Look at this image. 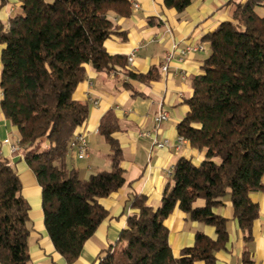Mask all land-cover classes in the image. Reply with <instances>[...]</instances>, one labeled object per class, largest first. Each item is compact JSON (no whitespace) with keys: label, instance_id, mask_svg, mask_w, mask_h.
Returning a JSON list of instances; mask_svg holds the SVG:
<instances>
[{"label":"trees","instance_id":"1","mask_svg":"<svg viewBox=\"0 0 264 264\" xmlns=\"http://www.w3.org/2000/svg\"><path fill=\"white\" fill-rule=\"evenodd\" d=\"M192 0H163L183 12ZM19 12L0 29V111L19 133L18 146L41 188L46 232L67 264L79 256L107 212L98 202L124 185L122 149L112 134L119 129L112 112L99 122L98 133L109 147V170L79 178L66 167L68 143L87 119L86 104L72 94L85 80V66L98 72L124 68L126 58L111 56L105 41L116 33L111 18H127V0H19ZM209 54L201 75L191 82L188 112L177 133L192 149L205 151L198 165L179 158L162 192L159 206L146 197L129 199L133 210L120 231L119 249L98 264H215L216 252L228 241L227 220L215 210L228 200L243 240H251L259 208L250 195L264 191V0H245L232 7L230 20L203 37ZM133 80L158 77L126 71ZM20 181L0 156V264H29L28 211ZM203 200L202 207H194ZM191 221L210 226L215 238L197 231L192 246L172 256L165 219L175 208ZM243 255V264H252Z\"/></svg>","mask_w":264,"mask_h":264},{"label":"crops","instance_id":"2","mask_svg":"<svg viewBox=\"0 0 264 264\" xmlns=\"http://www.w3.org/2000/svg\"><path fill=\"white\" fill-rule=\"evenodd\" d=\"M131 14L119 18L111 14L116 33L104 43L111 56H127L135 51L131 63L124 68L115 67L108 72H98L86 65V78L79 83L72 94L76 102L87 105L86 121L74 133H82L88 143L89 155L78 160L74 152L66 155V167L77 171L82 180L91 174L109 170V147L98 133L102 117L112 112L118 121L119 129L112 134L122 149L121 167L124 170V185L108 197L98 202L106 210V218L99 224L94 234L84 243L78 258L71 264H98V259L107 252L119 249L117 239L126 225L132 195L146 197L147 204L157 208L162 192L168 182V171L179 158L191 160L198 165L205 157V151L192 149L189 143L175 149L177 124L188 112L186 100L192 95L191 82L201 75L203 60L209 54L208 43L203 37L212 33L223 21L230 20L235 3L245 0H192L181 13L164 6L163 0H127ZM19 0H0V29H7L11 17L19 12ZM203 51L187 55L179 63L177 56L168 63L167 71H162L166 53L172 46L179 48L197 45ZM3 46L0 45V56ZM152 68L158 72L154 81L142 82L130 79L125 72L146 74ZM1 73V60H0ZM1 99V91H0ZM169 114V119L156 126L153 117L159 106ZM168 140L170 147L158 149L152 146L151 137ZM16 145L19 133L0 111V156L16 172L20 181V195L29 206L27 253L29 264H67L56 252L46 232L41 205V188L35 175L25 163L21 151L11 154L9 145ZM264 187V175L262 177ZM258 205L259 213L253 222L251 240L245 242L236 221L232 219V208L228 200L215 210L227 220L228 241L225 249L216 252L215 264H243V255L252 264H264V191L250 195ZM203 200L193 206L202 207ZM168 230V244L172 256L180 257V252L192 246L197 231L209 238H215L210 226L191 221L188 216L174 209L164 221ZM193 264H203L194 262Z\"/></svg>","mask_w":264,"mask_h":264},{"label":"built area","instance_id":"3","mask_svg":"<svg viewBox=\"0 0 264 264\" xmlns=\"http://www.w3.org/2000/svg\"><path fill=\"white\" fill-rule=\"evenodd\" d=\"M203 51V46L200 44L197 45H190L185 47H177L172 46V49L169 50L164 59V64L162 65V71L165 73L167 71L168 63L173 59L174 56H177V61L181 63L183 61V58H185L187 55ZM135 56V51H132L126 58L127 63H131L133 61V58ZM169 119V114L166 110L162 108V106H159V109L157 113L153 117V122L156 126L160 125L161 123L167 121ZM144 136L151 137L148 133H143ZM152 146L158 149H163L170 147V143L168 140H157L155 136L151 137ZM186 142V139H184L182 136L177 135L176 138V146L175 149L179 148V145ZM5 144L9 145V150L11 154H16L20 152L18 143L16 145H12L8 142V140L4 141ZM68 149L71 152H74L76 159L78 160H84L88 157L89 151H88V143L86 140V137L82 133H74L71 140L68 143ZM173 167L168 171L167 175L168 177L171 175Z\"/></svg>","mask_w":264,"mask_h":264}]
</instances>
